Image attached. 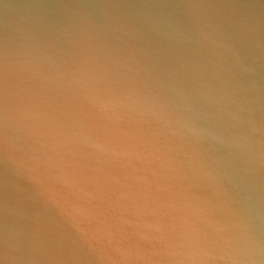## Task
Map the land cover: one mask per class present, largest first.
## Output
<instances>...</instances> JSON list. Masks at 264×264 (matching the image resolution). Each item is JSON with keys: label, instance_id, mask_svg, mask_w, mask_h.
<instances>
[{"label": "water", "instance_id": "1", "mask_svg": "<svg viewBox=\"0 0 264 264\" xmlns=\"http://www.w3.org/2000/svg\"><path fill=\"white\" fill-rule=\"evenodd\" d=\"M0 264H264V0H0Z\"/></svg>", "mask_w": 264, "mask_h": 264}]
</instances>
